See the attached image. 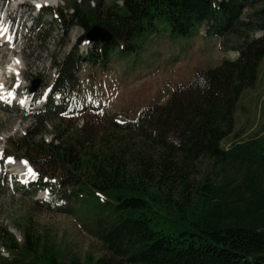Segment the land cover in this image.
<instances>
[{"label": "trees", "instance_id": "16d2710c", "mask_svg": "<svg viewBox=\"0 0 264 264\" xmlns=\"http://www.w3.org/2000/svg\"><path fill=\"white\" fill-rule=\"evenodd\" d=\"M103 6L84 0L71 15L47 9L66 34L75 26L84 30L79 45L96 25L113 40L85 56L71 52L57 65L53 92L64 102L31 112L35 128L10 139L12 151L4 149L3 157L18 155L37 171L31 192H49L43 205L57 212L84 208L107 254L66 260L28 231L19 241L1 229L9 257L0 256V264H264V135L221 146L264 58V36H249L264 33V0H124L106 12ZM245 8L249 21L242 19ZM202 23H212L215 35L242 36L240 56L198 72L166 104L146 107L124 124L93 111L80 128L56 127L53 141L37 139L48 117L71 124L59 114L71 109L84 62L106 65L116 51L120 58L136 56L137 41L157 24L188 35ZM202 159L218 168L199 179Z\"/></svg>", "mask_w": 264, "mask_h": 264}, {"label": "rangeland", "instance_id": "374dc122", "mask_svg": "<svg viewBox=\"0 0 264 264\" xmlns=\"http://www.w3.org/2000/svg\"><path fill=\"white\" fill-rule=\"evenodd\" d=\"M58 2L53 8L39 0H0V16L3 15V21L0 18V87L3 90L0 95V230H8L19 241L28 231L47 241L66 260L76 257L84 262L88 257L98 260L107 254L84 208L78 205L65 208L66 212H57L43 205L48 192H29L28 185L37 180V174L32 175L29 167L21 163L22 158L13 153L16 157L2 164L1 152L11 149L9 140H16L35 128L38 121L30 112L50 99L57 105L64 102L62 96L52 93L57 65L71 52L85 56L94 49V44L88 41L79 46L84 35L82 28L75 26L66 34L61 20H55L44 10L60 8L71 15L72 8L83 6L84 0ZM89 3L92 8L103 4L106 12L114 4L122 6L124 0H89ZM41 6L44 8L40 10ZM249 15L251 10L245 8L242 19L249 21ZM207 25L196 24L188 35H179L157 24L137 41L136 56L120 58L121 53L116 51L106 65L100 61L84 62L78 73L77 92L70 104L72 111L61 114L71 124L48 117L37 139L53 141L56 127L63 131L67 126L80 128L93 108H97L101 120L113 118L121 124L131 121L146 107L166 104L174 89L191 84L198 71L215 69L224 60L237 59L242 36L224 33L215 37L213 24L210 29ZM260 35V32L249 34L251 39ZM34 79H41L42 84L32 95L29 88ZM234 122L232 134L221 144L225 150L233 143L264 135V58L255 86L244 90L240 97ZM198 167L199 179L218 168L209 159L200 160ZM0 256L9 257L1 241Z\"/></svg>", "mask_w": 264, "mask_h": 264}, {"label": "water", "instance_id": "95a60500", "mask_svg": "<svg viewBox=\"0 0 264 264\" xmlns=\"http://www.w3.org/2000/svg\"><path fill=\"white\" fill-rule=\"evenodd\" d=\"M86 38L91 43L108 44L113 40V34L107 29L96 25L87 34ZM42 84L41 79H34L29 88L31 94H36Z\"/></svg>", "mask_w": 264, "mask_h": 264}, {"label": "bare ground", "instance_id": "6f19581e", "mask_svg": "<svg viewBox=\"0 0 264 264\" xmlns=\"http://www.w3.org/2000/svg\"><path fill=\"white\" fill-rule=\"evenodd\" d=\"M39 2L43 5H46V6H51V7H56L57 5H59V2L58 0H39ZM0 18L2 19L3 21V15L0 16ZM3 29V28H1ZM1 33L2 31H0V37H1ZM3 94V90H1V87H0V95ZM27 166V165H26ZM26 168V167H25ZM30 169V168H28ZM31 170V169H30ZM32 172V175H33V171L31 170Z\"/></svg>", "mask_w": 264, "mask_h": 264}]
</instances>
